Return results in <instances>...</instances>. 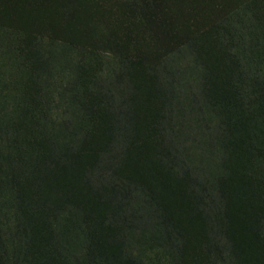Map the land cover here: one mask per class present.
Listing matches in <instances>:
<instances>
[{"label":"rangeland","instance_id":"rangeland-1","mask_svg":"<svg viewBox=\"0 0 264 264\" xmlns=\"http://www.w3.org/2000/svg\"><path fill=\"white\" fill-rule=\"evenodd\" d=\"M149 1L161 23L146 20V0H0V262L62 264L59 252L71 264H218L226 239L227 264H264V0H204L200 9L197 0ZM154 32L190 40L160 60ZM201 84L219 124L218 156L205 154L208 119L193 120L203 113ZM161 117L177 128L175 148L158 144ZM119 148L111 166L82 179L100 151ZM179 161L186 172L173 167ZM188 169L202 171L208 189L221 179V197L198 201ZM113 184L144 192L114 202ZM14 192L27 212L15 226L7 214ZM40 195L88 210L71 220L44 212ZM113 205L122 228L104 219ZM158 215L166 240L156 235ZM83 227L102 254L86 248ZM125 244L130 257L119 259L111 246Z\"/></svg>","mask_w":264,"mask_h":264},{"label":"trees","instance_id":"trees-1","mask_svg":"<svg viewBox=\"0 0 264 264\" xmlns=\"http://www.w3.org/2000/svg\"><path fill=\"white\" fill-rule=\"evenodd\" d=\"M142 1V4L145 5V0H141ZM203 1L204 0H197V3H196V7L194 9H200L203 5ZM146 6L148 9L150 10H147V17H146V20H150V21H156L157 23H161L162 22V17H161V10H159L158 6L155 5L154 3H151L149 0H146ZM182 7V8H181ZM181 7H180V12L178 14L181 13L182 15V19H186L187 16H188V13H187V7H185L184 4H181ZM178 14H176V16H178ZM171 29L170 28L169 30L166 28L164 29L165 32L169 35L171 33ZM149 33H152L149 32ZM172 35H175V33H171ZM181 34V33H180ZM240 36H238L239 38H243V35L239 34ZM153 39L155 40L154 41V50L155 51H161V54L158 56V59L162 60L164 59L165 55H167V52L169 51V49H172V48H176L178 49L181 45L185 44V43H188L190 38L188 35H184V34H181L179 35V37L173 41H170V39L167 37V36H162L161 34L159 35L158 33H153L152 35ZM152 40V39H151ZM153 41V40H152ZM172 42V46L171 47H167V42ZM245 45V44H244ZM164 47V48H163ZM251 54L247 53L249 56H250V59L249 61H253L255 64L258 65V68H261L260 67V64H261V61L259 60L260 57H258L257 55H254L252 53V51H250ZM240 57H242V55H240ZM244 58V57H243ZM159 60V61H160ZM159 64V63H158ZM163 83L166 85V82L164 81L163 79ZM200 88L202 90V92L199 94L202 98V95H205L204 97V101L199 104L200 105V108L203 110V113L200 115H197L196 118H193V120H195V123L199 125L200 122L203 123V121L205 120V118H207L208 120H205L204 122L207 123L206 127L205 128V133H203V136H202V141H203V144H208V148L205 152L206 155L210 154L211 153H214L213 156H218L221 154L222 152V148L224 147L222 145V143L220 142V135L219 134V124L217 123L216 120L212 119L210 117V115L212 114V109L209 110V108H212V105H211V102H212V97L210 95H207V93H209V90L210 89H206L205 88H202V84L200 85ZM175 91V90H174ZM207 92V93H206ZM202 94V95H201ZM200 98V97H199ZM116 106V105H115ZM166 116L169 117L170 116V112L166 113ZM209 117V118H208ZM158 127L156 128V135L159 139V145L161 144H164L165 141H168V143L170 142L171 145L174 147V142H175V139L179 141V134H177V137H176V134H175V129H177L175 127V125H172V122H170L169 118H160L159 121H158ZM210 126V127H209ZM175 135V136H174ZM174 136V137H173ZM212 146V147H211ZM123 148V147H122ZM122 148H119V149H113V150H103V151H100L98 153V156H100V159H97L98 161L94 162L92 165H88L86 168H84V170H82V179L84 180L85 179H88V176H90L91 174H94L96 175V169L98 167V164L99 166H105L106 164H109L110 166L112 165V162L113 160H115L117 154H119L122 150ZM170 145H169V150H170ZM175 148V147H174ZM211 151V153H210ZM209 155V156H210ZM209 156H208V159H209ZM208 159H204L202 161H200V163H198L199 165H203L204 162H206ZM210 159H211V156H210ZM103 164V165H102ZM191 166V165H190ZM173 167H175L179 173V170H180V173H183V172H186L187 169L186 168V165L184 164V162H176V165H174ZM109 168V167H108ZM185 170V171H184ZM188 171L190 172H194L193 173V176H192V179H191V183H192V189L194 190V195H196L198 201L200 200H205L206 202H212V201H215V199H218V197L222 195V181L221 179H215L214 180H211L212 182V185L209 186V189L206 187L205 185V179H204V176H203V173L202 171H199L197 172L195 169H188ZM187 171V172H188ZM83 175H84V178H83ZM106 176V175H105ZM100 177V175H99ZM107 177V176H106ZM123 177V176H122ZM122 180L124 182H126V185L128 184L130 187L132 185L133 182H135V178L133 177H123ZM85 181V180H84ZM122 185H115L113 184L112 185V190L109 194H111L110 196L115 199L114 202H117L116 200H118V202H121V201H124L125 204L128 203V198H138L139 196L143 195V192H144V188L142 189L141 193H136L135 191H133V194L130 190L128 189H125L124 187H121ZM12 189L16 190L14 185H12ZM22 190L21 186H18L17 187V190ZM134 190V189H133ZM97 194V193H95ZM13 196V199L11 200L10 202V205H9V211L7 212V214L9 213L8 217L11 218V222H12V225L15 226L16 224H20V222L18 221L20 219V217H24L27 216V212H25V206L26 203L21 199V197L19 196V193L18 192H14V195L12 194ZM147 196V194H146ZM149 197V200L148 201V204H146L145 206L148 207V208H155V206H152L155 205V202L153 201V199L151 198L150 194L148 195ZM37 203L41 204V208L44 212H48V208L46 209V207H52L54 208L58 214L61 212V213H68L70 215V220L75 218L77 215L79 217L85 215V213L87 212L88 210V207H83L82 205H79V208L77 206H72V204H69V203H61L60 205L58 204H52L50 201H49V198H45L43 196H39L37 199H36ZM52 205H50V203ZM117 207L116 205H113V207L110 209V211H105L104 213V219L105 221L107 220V224H108V227H111V228H122L123 226V220L121 218H119L118 216H115V214L119 211H117ZM6 214V215H7ZM155 216V215H154ZM161 216L164 218V214L162 213ZM165 219V218H164ZM125 220V219H124ZM158 230H157V236H160L162 238V235H163V238L166 240V237L168 238L169 235V230L168 228L166 227V223H164V221H162V218L158 215ZM2 224H4L2 222ZM1 224V225H2ZM3 226V225H2ZM1 226V227H2ZM28 223H27V225ZM72 226V224H68L66 225L65 227L70 229V227ZM210 228H215L214 226H212V224H209L208 225ZM57 228V226L55 227ZM83 231H82V235L83 236H86L87 234L89 235V242L87 245H86V248H89L92 252H95L96 254L100 253L101 252V249L99 246H96L93 244V241L92 240V237L93 236L92 234L89 233V230L87 227H83ZM207 231V229H206ZM214 231V230H213ZM34 232V231H33ZM122 233V231H121ZM124 233V232H123ZM122 233V234H123ZM264 234V231L262 232ZM208 234H212V232L210 231ZM263 238H264V235H263ZM221 239V238H220ZM168 242V241H166ZM90 244V245H89ZM13 247L15 246L14 244L12 245ZM111 246V245H109ZM1 250H0V255L3 253V244L1 245ZM111 247H114L116 248L117 250V254H118V258L121 259V258H124V257H130V249H129V246L127 244H125V246H119L117 245V247L115 246H111ZM170 249H173L175 248V243L173 242H170ZM226 247L227 250H224L223 248ZM219 251H218V254L220 256V259L218 260V264H227L226 260L230 258L231 256V253L233 251L234 253V250L232 249L231 245H230V242L228 240L225 239V242H223L221 244V240H220V245H219ZM20 247L19 246H16L15 248H13V250H19ZM176 249V248H175ZM16 253V251H14ZM83 256L85 254V251H83ZM15 253L12 255L14 257ZM60 257H59V261L60 263L62 264H71L72 262H75V260L71 261V259L67 256H64V255H61L59 252H57ZM102 254V252H101ZM134 258V257H133ZM132 258V259H133ZM134 260V259H133ZM86 263L88 261V259L84 260ZM83 264V261L82 259L79 258V264ZM84 263V264H86ZM0 264H9L7 262H0Z\"/></svg>","mask_w":264,"mask_h":264}]
</instances>
